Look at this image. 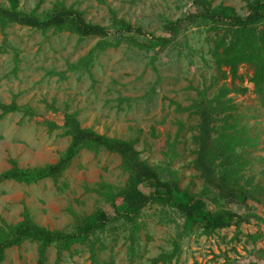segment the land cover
<instances>
[{"label":"rangeland","instance_id":"rangeland-1","mask_svg":"<svg viewBox=\"0 0 264 264\" xmlns=\"http://www.w3.org/2000/svg\"><path fill=\"white\" fill-rule=\"evenodd\" d=\"M37 3L38 0H20V8L30 12ZM58 3L73 7L82 12L87 22L103 27L111 26L113 18L128 23L133 28L129 36L135 37L137 45L124 38L116 47L99 51L93 50L98 38L80 39L51 31L44 36L18 25H10L4 34L0 32V103L9 105L14 101L19 108L0 120V173L10 168L9 159L15 160L19 168L54 164L69 143L58 129L65 113L77 112L81 127L98 134L139 138L136 148L141 158L151 164L168 163L162 152L168 150L166 143L172 140L177 121H182L185 128L176 145L178 156L170 168L178 172L182 186L193 183L196 185L191 189L196 190L198 182L190 179L193 122L188 120L187 112L177 108L188 106L189 99L194 97L190 86L197 84L198 61L192 66L177 55L184 52L185 39L189 44H194L195 39L191 40L190 31H185L178 36L174 48L157 49L156 55L142 47L150 39L148 34L156 38L167 36L162 31L163 21L183 15L191 1L42 0L38 11ZM219 3L240 12L245 4L244 0H213L214 6ZM137 29L146 38L138 37ZM117 38H121L120 32L109 29L107 42L115 45ZM85 58L87 64L83 67L81 62ZM251 74L247 66L239 68V75L246 79ZM242 86L247 89L246 94L231 95L232 98L242 111L248 108L246 115L255 116L264 127V104L256 99L251 84L245 81ZM151 131L156 137L150 136ZM261 141L264 148V134ZM126 178L117 156L103 150H81L56 185L51 180L31 186L12 181L1 183L0 231L8 235V228L22 221L24 208L36 224L50 231H71L74 215L80 217L98 209L109 215V223H114L108 204L93 189L101 184L118 189ZM249 208L232 209L248 219L249 223L240 230L230 228L209 237H197L194 233L181 238L179 260L171 264H264V208ZM156 215L155 206L142 213L141 251L133 264H148L161 251L170 252L172 239L181 234L180 221L177 220V226L155 225ZM112 226L114 229L100 237L104 249L98 251L97 264H127L128 231L120 223ZM251 235L256 236L255 240ZM36 253V244L24 242L6 250L1 264H36ZM46 256L47 264H55L56 247H50ZM60 264L94 263L87 248L73 246L69 253H63Z\"/></svg>","mask_w":264,"mask_h":264},{"label":"trees","instance_id":"trees-1","mask_svg":"<svg viewBox=\"0 0 264 264\" xmlns=\"http://www.w3.org/2000/svg\"><path fill=\"white\" fill-rule=\"evenodd\" d=\"M190 1L183 15L163 21L162 31L167 36L156 38L148 34L150 39L142 47L153 50L156 55L157 49L174 48L178 36L185 31H190L191 40L195 39L194 44L185 39L184 52L179 51L177 55L192 66L198 61L195 66L199 72L197 84L190 86L194 97L189 99L188 106L177 105V108L187 112L188 120L193 122L190 126L194 131L190 179L198 182L196 190L191 189L196 185L193 183L182 186L178 172L170 168L172 160L178 156L176 145L185 128L182 121H177L175 134L166 143L168 150L162 152L169 159L168 163L151 164L141 158L136 148L139 138L98 134L81 127L77 112L65 113L62 125L57 127L69 143L54 164L19 168L15 160L9 159L10 168L0 173V184L12 181L31 186L51 180L56 185L81 150L94 153L103 150L117 156L127 176L124 184L118 189L101 184L93 190L108 204L113 215L111 220L124 225L128 231L127 264H133L135 257H139L141 216L150 206L157 207L155 225L177 226L178 220L182 231L172 239L170 252L161 251L150 258L148 264L178 262L179 241L194 233L197 237H209L220 230L242 229L249 222L232 210L235 206L248 210L250 206L264 208V154L259 152L264 151L261 141L264 127L255 116L246 115L250 112L248 108L242 111L232 98L246 94L247 89L242 86L246 81L253 86L258 102L264 104V0H244L242 12L222 3L214 6L213 0ZM41 2L38 0L30 12H23L20 0H2L0 32L4 34L10 25H18L35 29L44 36L51 31L52 34L66 32L80 39L98 38L93 50L99 51L116 47L124 38L137 45L135 37L129 36L133 28L124 21L113 18L111 26L103 27L87 22L82 12L61 3L40 12ZM109 29L121 34L115 45L106 40ZM136 32L138 37L146 38L141 29ZM87 58L81 62L83 67ZM241 66L251 69L249 78L239 75ZM18 111L14 101L9 105L0 103V120ZM150 136L156 137L153 131ZM170 138L167 134V139ZM74 220L71 231H50L36 224L24 208L22 221L8 228V235L0 231V264L6 250L20 247L24 242L36 244V264H47V250L53 246L56 247L55 264H60L63 253H69L73 246L87 248L91 262L97 264L98 251L104 249L100 237L114 229V223H109V215L101 209L80 217L74 215ZM255 237L250 236L252 240Z\"/></svg>","mask_w":264,"mask_h":264}]
</instances>
